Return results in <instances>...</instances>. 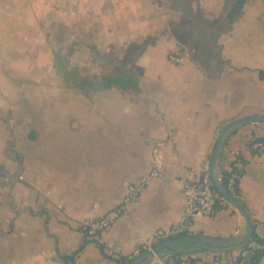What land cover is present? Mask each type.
Instances as JSON below:
<instances>
[{
    "label": "crops",
    "instance_id": "0c3cea01",
    "mask_svg": "<svg viewBox=\"0 0 264 264\" xmlns=\"http://www.w3.org/2000/svg\"><path fill=\"white\" fill-rule=\"evenodd\" d=\"M0 0V264H120L158 228L226 237L243 219L221 203L187 217L182 186L207 167L219 131L264 113V0ZM184 56L181 64L168 54ZM264 124L227 141L237 191L264 236ZM161 173L104 231L80 222L115 207L128 184ZM202 264H264L239 250Z\"/></svg>",
    "mask_w": 264,
    "mask_h": 264
},
{
    "label": "built area",
    "instance_id": "2783aa9c",
    "mask_svg": "<svg viewBox=\"0 0 264 264\" xmlns=\"http://www.w3.org/2000/svg\"><path fill=\"white\" fill-rule=\"evenodd\" d=\"M168 60L174 64H181L184 60V56L179 53H171L168 56ZM251 151L259 154H264V139H256L249 145ZM240 166V160L233 158L229 164L219 162V173L220 169L234 168L235 170L230 172L227 178L226 189L236 199L240 200L237 191V177L238 169ZM161 173L159 163H155L154 168L141 175L136 181L130 183L126 187V191L120 200V202L110 210H108L102 216L95 219L83 220L80 222V228L82 231L91 239L99 240L104 231L111 227L114 222L132 206L139 197L142 189L153 179L158 178ZM182 194L184 197V207L187 217L210 216L215 207L219 203H224L221 198L217 195L216 191L212 187L210 178L207 172V167H204L200 171V175L196 180H186L182 186ZM188 222L186 220L183 223L167 228H158L148 238H143L139 241L138 248L135 250V254L138 255L144 250L149 249L154 244L180 234H184ZM264 251V236L260 237L259 240L250 239L241 249V254H248L249 256L256 252ZM240 252V251H239ZM151 264H199L197 262H190L187 257L181 258L178 262L172 258H168L161 254L159 257H155ZM202 264H225L221 259H214L209 262Z\"/></svg>",
    "mask_w": 264,
    "mask_h": 264
},
{
    "label": "water",
    "instance_id": "95a60500",
    "mask_svg": "<svg viewBox=\"0 0 264 264\" xmlns=\"http://www.w3.org/2000/svg\"><path fill=\"white\" fill-rule=\"evenodd\" d=\"M244 2L245 0H233L226 14L227 19L231 20ZM250 124H264V113L246 115L228 122L216 136L207 161V172L212 187L219 198L239 212L243 219V225L240 230L237 233L226 237L193 233L172 236L154 244L149 249L144 250L133 258L120 262V264H151L154 258L159 257L165 250L181 252L180 247L182 245L200 246L201 251L239 249L251 239L254 233L252 219L240 200L236 199L226 189L221 181L219 173V162L228 139L239 129ZM244 257L245 260H249L248 254H245Z\"/></svg>",
    "mask_w": 264,
    "mask_h": 264
},
{
    "label": "trees",
    "instance_id": "16d2710c",
    "mask_svg": "<svg viewBox=\"0 0 264 264\" xmlns=\"http://www.w3.org/2000/svg\"><path fill=\"white\" fill-rule=\"evenodd\" d=\"M260 140L261 139H264V135L259 138ZM235 169L230 167V168H227V169H223L221 168L220 169V177H221V181L223 182L224 185H226V182H227V178L228 176L230 175V172L234 171ZM237 183V182H236ZM221 203H219L216 207H215V210L218 209V207L220 206ZM226 204V203H225ZM214 210V211H215ZM184 233H188L187 231H185ZM251 239H255V240H259L260 237H258L255 233H253ZM244 247V246H243ZM239 248V256L241 257L242 254H241V249L243 248ZM181 249V252H173V251H168V250H165L163 251V255L168 257V258H172L173 260H175L176 262H178L181 258L183 257H187L188 260L190 262H196L197 259L195 258L196 255L198 252H200L201 250V247L200 246H196V245H182L180 247ZM264 256V251H260V252H256L255 254L251 255V259L252 260H256L260 257ZM63 260L65 262V264H71L70 263V258L68 256H64L63 257ZM121 261H127L125 260L124 258H121Z\"/></svg>",
    "mask_w": 264,
    "mask_h": 264
},
{
    "label": "rangeland",
    "instance_id": "374dc122",
    "mask_svg": "<svg viewBox=\"0 0 264 264\" xmlns=\"http://www.w3.org/2000/svg\"><path fill=\"white\" fill-rule=\"evenodd\" d=\"M172 52H170L169 54H171ZM168 54V56H169ZM168 56H167V60H168ZM169 61V60H168ZM170 62V61H169ZM236 250H239V249H236ZM196 258V257H195ZM197 263H199L198 261H196ZM200 264V263H199Z\"/></svg>",
    "mask_w": 264,
    "mask_h": 264
}]
</instances>
